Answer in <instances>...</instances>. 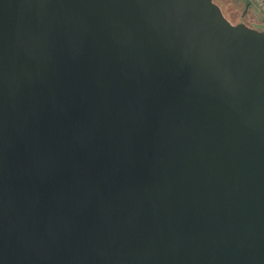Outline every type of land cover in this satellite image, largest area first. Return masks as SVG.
Here are the masks:
<instances>
[{"label": "water", "instance_id": "95a60500", "mask_svg": "<svg viewBox=\"0 0 264 264\" xmlns=\"http://www.w3.org/2000/svg\"><path fill=\"white\" fill-rule=\"evenodd\" d=\"M0 264H264V31L0 0Z\"/></svg>", "mask_w": 264, "mask_h": 264}, {"label": "rangeland", "instance_id": "374dc122", "mask_svg": "<svg viewBox=\"0 0 264 264\" xmlns=\"http://www.w3.org/2000/svg\"><path fill=\"white\" fill-rule=\"evenodd\" d=\"M227 3L226 4H221L222 9L226 15V17L232 22V23H237L238 19L237 16L241 15L246 3V0H226ZM254 11V10H253ZM253 15H255V17L258 18V25L257 23H255V21L253 20ZM251 12V15L248 16V20L251 22H253L254 25H256V29H258V27H262L264 29V20L258 15V13L255 11ZM254 27V26H253Z\"/></svg>", "mask_w": 264, "mask_h": 264}, {"label": "flooded vegetation", "instance_id": "af4514ba", "mask_svg": "<svg viewBox=\"0 0 264 264\" xmlns=\"http://www.w3.org/2000/svg\"><path fill=\"white\" fill-rule=\"evenodd\" d=\"M214 2L220 7V9L222 10V12H223V14H224V16L226 17V15H225V13H224V11H223V9H222V6H221V4L220 3H224V4H226L227 3V1L226 0H214ZM246 5H245V7H244V9H243V11H242V13H241V15L239 16H237V19H238V22L237 23H235V24H239V23H245L246 25H248L249 27H251V28H254V29H256V25H254L253 24V22L251 21H249L247 18H248V16L249 15H251V12H252V15H253V12H255V9H254V7L252 6V5H250L248 2H247V0H246ZM254 10V11H253ZM253 17V20L255 21V23H257V25H258V18L257 17H255V15H253L252 16ZM227 18V17H226ZM228 19V18H227ZM229 20V19H228ZM230 21V20H229ZM231 22V21H230ZM232 23V22H231ZM232 24H234V23H232ZM254 26V27H253ZM257 30H259V27H258V29Z\"/></svg>", "mask_w": 264, "mask_h": 264}, {"label": "built area", "instance_id": "2783aa9c", "mask_svg": "<svg viewBox=\"0 0 264 264\" xmlns=\"http://www.w3.org/2000/svg\"><path fill=\"white\" fill-rule=\"evenodd\" d=\"M252 5L258 15L264 20V0H247Z\"/></svg>", "mask_w": 264, "mask_h": 264}, {"label": "trees", "instance_id": "16d2710c", "mask_svg": "<svg viewBox=\"0 0 264 264\" xmlns=\"http://www.w3.org/2000/svg\"><path fill=\"white\" fill-rule=\"evenodd\" d=\"M259 31H264V29L262 27H259Z\"/></svg>", "mask_w": 264, "mask_h": 264}]
</instances>
